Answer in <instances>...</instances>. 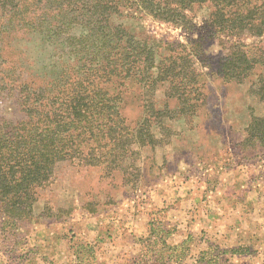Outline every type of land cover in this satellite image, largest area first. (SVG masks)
<instances>
[{"label": "rangeland", "instance_id": "1", "mask_svg": "<svg viewBox=\"0 0 264 264\" xmlns=\"http://www.w3.org/2000/svg\"><path fill=\"white\" fill-rule=\"evenodd\" d=\"M196 16L206 17L207 8ZM118 22L135 34L185 42L178 29L148 18ZM216 44L203 59L211 67L197 66L204 75L192 112L158 91L154 109L163 114L148 118L136 84L116 87L118 135L129 138L147 119L155 142L106 144L95 132L96 142L80 150L91 161L55 164L30 218L11 222L0 211V264H264V144L247 131L264 117L256 93L264 83V34L245 42L258 63L243 83L218 74L226 53ZM62 53L37 34L0 31V83H43L62 69ZM7 90L0 118L23 119L17 91Z\"/></svg>", "mask_w": 264, "mask_h": 264}, {"label": "trees", "instance_id": "2", "mask_svg": "<svg viewBox=\"0 0 264 264\" xmlns=\"http://www.w3.org/2000/svg\"><path fill=\"white\" fill-rule=\"evenodd\" d=\"M204 7L207 16L199 20L197 11ZM130 18L178 29L185 42L135 34L131 25L118 22ZM0 31L37 34L65 57L62 69L43 83H0V93L17 91L23 115L0 118V211L15 222L30 218L37 190L49 182L55 164L91 161L80 150L96 142L95 132L106 144L155 142L147 119L129 138L118 135L117 86L139 87L148 118L163 114L154 109L158 91L176 98L181 112H192L204 75L197 66L209 63L203 59L210 42L226 53L217 68L224 80L248 79L258 60L248 56L251 45L245 42L264 34V0H0ZM256 93L264 99L263 82ZM247 131L264 144V117L252 119ZM88 154L94 162L92 150Z\"/></svg>", "mask_w": 264, "mask_h": 264}, {"label": "crops", "instance_id": "3", "mask_svg": "<svg viewBox=\"0 0 264 264\" xmlns=\"http://www.w3.org/2000/svg\"><path fill=\"white\" fill-rule=\"evenodd\" d=\"M228 212H229V211H228ZM230 214H231V213H229V215H230ZM222 218H223V220L225 219L223 216H222ZM229 218H230V217H229ZM217 221H221V220H218V219H217ZM217 228H218V227H217Z\"/></svg>", "mask_w": 264, "mask_h": 264}]
</instances>
